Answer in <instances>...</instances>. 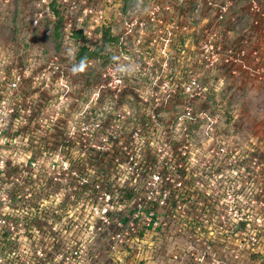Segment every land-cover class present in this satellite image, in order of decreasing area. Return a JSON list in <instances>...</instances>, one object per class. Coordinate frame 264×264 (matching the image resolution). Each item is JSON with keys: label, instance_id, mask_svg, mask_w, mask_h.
I'll return each mask as SVG.
<instances>
[{"label": "rangeland", "instance_id": "obj_1", "mask_svg": "<svg viewBox=\"0 0 264 264\" xmlns=\"http://www.w3.org/2000/svg\"><path fill=\"white\" fill-rule=\"evenodd\" d=\"M106 27L119 37V44L109 46L103 57L80 59V46L94 49L102 44ZM80 28L83 40L72 37L73 29ZM0 63L7 69L28 67L31 77L41 80L36 91L44 131L51 128L50 114L58 111V139L64 141L70 124L75 131L73 165L83 164L90 171L108 172L111 167L101 160L100 151L85 146L82 131L92 121L85 117L90 112L112 109L118 99L120 111L129 115L122 125L132 130L140 123L160 134L178 124L174 114L182 105L170 103L167 109L162 107L165 101L158 104L156 98L181 97L184 109L194 97L217 98L215 134L204 120L196 128V139L210 141L206 147L212 149L213 135L235 153L227 181L243 196L238 203L249 202L247 229L217 226L213 210L219 201L210 182L220 179L221 169L217 177L196 166L191 181L200 178V190L174 211L169 226L149 232L148 244L140 241L130 252L125 246L107 253L104 264H264V0H0ZM81 63L84 70L73 73ZM156 106L160 115L154 119L160 125L148 123ZM37 127L29 125L23 133L32 149L29 130ZM22 170L12 165L0 172V216L13 207H6L3 192L39 191ZM116 170L110 171L111 179ZM186 185L191 193L192 183ZM12 202L19 206L17 199ZM204 217L214 219L203 224ZM101 247L88 245L91 252L101 250L104 255L106 247ZM21 250L18 241L5 247L0 243V264H17L14 258ZM114 254L125 261H114Z\"/></svg>", "mask_w": 264, "mask_h": 264}, {"label": "built area", "instance_id": "obj_2", "mask_svg": "<svg viewBox=\"0 0 264 264\" xmlns=\"http://www.w3.org/2000/svg\"><path fill=\"white\" fill-rule=\"evenodd\" d=\"M27 68L7 69L0 63V172L12 165L22 168L25 178L31 176L39 190L2 194L6 207H13L1 214L0 233L5 229L8 240L18 241L22 248L14 258L17 264H104L107 253L121 251L125 246L130 252L140 241L148 244L145 241L148 233L168 227L174 211L179 212L182 202L200 190L202 180L191 181L196 166L217 177L215 172L221 169L220 179L210 182L219 201L213 210V215L219 218L217 226L228 227L226 231L233 226L239 228L237 231L247 229L249 202L238 203L243 196L231 187L232 181H227L236 162L235 153L210 133L208 136L215 140L212 149L206 147L210 141L196 139V128L204 120L208 121L212 134L216 132L213 126L216 116L198 108L206 95L194 97L185 109L181 97L156 98L158 104L165 101L162 107L167 109L170 103L182 105L181 111L174 114L180 120L178 124L168 125L160 134L155 127L140 123L132 130L122 125L121 120L125 122L129 115L120 111L118 99L112 103L114 108L104 107L96 115L93 112L86 115L92 121L82 131L85 146L100 151L102 160L111 164L110 171L117 169L111 179L110 171L104 170L107 174H103L104 171H90L83 164L73 165L75 131L69 124L67 137L64 141L58 139V111L50 114L51 128L44 131L45 117L38 112L42 106L39 90L36 91L41 80L33 79ZM261 71L263 79L264 66ZM155 108L148 123L160 125L154 119L160 115L159 106ZM186 119L191 122L185 123ZM36 123L41 128L29 130L33 137L29 138L34 141L32 149L23 133ZM192 123L196 127L190 131ZM12 149L16 155L10 152ZM187 181L192 183V195L186 191ZM41 187L45 190H40ZM14 199L19 206H14ZM260 202L263 214L264 198ZM213 219L204 217L202 222L208 224ZM89 241L95 248L106 247L105 254L101 250L91 252ZM124 258L116 254L113 259L120 263Z\"/></svg>", "mask_w": 264, "mask_h": 264}, {"label": "trees", "instance_id": "obj_3", "mask_svg": "<svg viewBox=\"0 0 264 264\" xmlns=\"http://www.w3.org/2000/svg\"><path fill=\"white\" fill-rule=\"evenodd\" d=\"M57 12L59 13V10H57ZM102 33H103V43L102 44H98L94 49H92L90 46L82 44L78 50V57L80 59H93V58H100L103 57L105 55H103V52L112 45H117L119 44V37L116 36L111 30L110 28L106 27V29L102 28ZM72 37L77 38V39H81L83 40V38L86 37V35L84 34L83 29H73L72 32ZM211 103L208 104V103ZM220 106V102L218 101L217 98L212 97V96H208L205 99L200 100L198 108L200 110V112L202 111H208L210 114H213L216 112V109H218V107ZM196 127L195 123H192L190 125V131ZM101 157V156H99ZM102 160V158H101ZM104 171V170H103ZM101 173V171H100ZM105 173V171L103 172V174ZM9 239V233L3 229V231L0 233V243L5 247L7 243L12 244L11 241L8 240Z\"/></svg>", "mask_w": 264, "mask_h": 264}, {"label": "clouds", "instance_id": "obj_4", "mask_svg": "<svg viewBox=\"0 0 264 264\" xmlns=\"http://www.w3.org/2000/svg\"><path fill=\"white\" fill-rule=\"evenodd\" d=\"M84 70V65L83 63H81V65L77 66V67H73L72 71L73 73L77 72V71H83Z\"/></svg>", "mask_w": 264, "mask_h": 264}]
</instances>
